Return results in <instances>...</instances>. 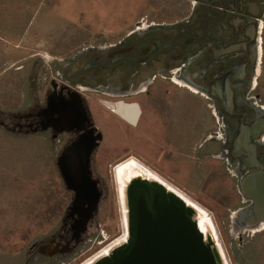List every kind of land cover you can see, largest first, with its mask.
Wrapping results in <instances>:
<instances>
[{
	"label": "rangeland",
	"instance_id": "obj_1",
	"mask_svg": "<svg viewBox=\"0 0 264 264\" xmlns=\"http://www.w3.org/2000/svg\"><path fill=\"white\" fill-rule=\"evenodd\" d=\"M151 4L150 0H0V264H83L116 243L124 230L114 168L129 157L144 166L146 158L165 164L185 161L186 166H180L184 168L181 175L188 182L192 179L189 183L195 186L198 205L213 221L225 255L233 249L232 257L237 256L234 248L238 245L233 239L242 226L233 208L238 197L226 165L212 158L219 151L213 132H218L220 122L211 116L204 98L177 86H170L169 90L175 93L173 102L179 104L174 106L175 115L181 108V125L165 127L163 134L156 118L148 113L143 116L141 133L134 134L130 124L123 126L118 116L110 114L109 110L115 109L113 100L90 90L85 92L94 125L102 135V152L93 164L104 186L92 231V237L97 238L88 239L66 255L47 256L36 250L55 234L68 195L54 170L57 141L48 133L14 131L16 118L42 101L48 82L55 81V72L63 73V61L80 55L81 49L99 44L101 37L109 41L114 35L122 37L124 29L143 26L146 20H172L166 15L148 14L139 21L140 25H128L137 7L162 14V4ZM82 23L96 28L83 29ZM99 23L104 29L98 28ZM260 61L253 91L258 104L264 107V28ZM161 85L155 90L162 91ZM182 92L184 95L180 96ZM103 113L112 122L108 118L102 120ZM210 136L215 139L203 142ZM58 140L62 142V138ZM206 152L213 159V167L206 168L205 160L199 158ZM206 161L211 162L209 158ZM60 198L61 202H55ZM55 203L59 204L58 210L50 216ZM263 229L264 226L257 231L244 227L240 230L244 233L240 239L260 243L257 256L252 257V261L261 257L259 264H264V232L260 233ZM255 233L260 234L249 236ZM229 263L233 264L232 260Z\"/></svg>",
	"mask_w": 264,
	"mask_h": 264
},
{
	"label": "flooded vegetation",
	"instance_id": "obj_2",
	"mask_svg": "<svg viewBox=\"0 0 264 264\" xmlns=\"http://www.w3.org/2000/svg\"><path fill=\"white\" fill-rule=\"evenodd\" d=\"M184 2L185 13L177 21L146 20L143 26L127 30L122 37L114 35L110 41L101 37L99 44L62 60L63 73L55 72V81L48 82L42 101L16 118L14 131L48 133L59 144L54 170L68 195V204L60 214L55 234L35 248L40 254L66 255L88 239L97 238L92 237V231L104 186L93 164L102 152V135L94 125L85 92L113 100L115 109H110V114L118 116L121 125L130 124L134 134L143 130L146 113L156 118L163 134L165 127L181 125V108L175 115L178 103L173 102L175 93L169 90L170 86L180 87L173 82L174 77L184 84L181 89L204 98L211 116L220 122L218 132H213L216 139L210 137L219 143L217 157L212 158L223 162L228 177L233 179L238 197L237 222L242 228L252 223L253 204L240 195L239 185L250 174L264 173V107L258 104L253 91L262 56L264 0ZM160 84L162 91L155 90ZM100 117L104 120L109 116L103 113ZM97 134L100 138L93 142ZM76 141L82 146H94L87 160L90 185L85 190L86 202L72 206L74 192L62 180L57 162L63 150ZM93 191L98 200L95 211L89 212L87 201ZM58 207L55 203L50 216ZM239 228L235 231L238 237L233 239L238 245L234 248L237 256L232 257L233 249L227 253L228 264L230 260L233 264H259V259L252 261L258 253L254 250L256 243L240 239L244 233Z\"/></svg>",
	"mask_w": 264,
	"mask_h": 264
},
{
	"label": "water",
	"instance_id": "obj_3",
	"mask_svg": "<svg viewBox=\"0 0 264 264\" xmlns=\"http://www.w3.org/2000/svg\"><path fill=\"white\" fill-rule=\"evenodd\" d=\"M253 126L247 129L251 130ZM98 138L99 134L92 139L93 142ZM93 146L92 143L82 146L80 141L73 142L58 159L62 180L74 192L72 206L86 202L88 192L85 190L90 185L87 160ZM239 193L253 204L250 228L263 224L264 173L255 172L244 177ZM126 195L128 242L102 264H216L195 223L186 215L190 209H186L182 201L162 187L149 184L130 187ZM89 200L87 210L94 212L98 200L95 191Z\"/></svg>",
	"mask_w": 264,
	"mask_h": 264
},
{
	"label": "bare ground",
	"instance_id": "obj_4",
	"mask_svg": "<svg viewBox=\"0 0 264 264\" xmlns=\"http://www.w3.org/2000/svg\"><path fill=\"white\" fill-rule=\"evenodd\" d=\"M173 82L180 87H183L184 85L176 77L173 78ZM191 90L196 91L193 88ZM134 158L129 157L120 164H116V167L114 166V180L117 187L116 190L118 192V204L122 216L124 233L120 236L116 243L105 247L104 250L101 251L103 253L97 255L95 254L96 256H93L89 260L85 261L83 264H99L104 260L110 258V255L113 252H119L126 246L129 239V214L126 194L130 187H134L135 185L139 186L142 184L160 186L167 193L173 195L179 201H182L186 209H190V211H187L186 215L193 223H195L198 231L201 233V237L203 239L204 244L211 250L212 254L214 255L215 263L228 264L223 247L219 241L218 234L215 230L213 221L210 219L204 209L197 203L192 201L190 198L185 196L182 192L162 180L158 175H156L154 172H152L150 169L142 165L139 161ZM262 226L264 225L261 224L260 226H257L255 228L246 229L248 231H250L251 229H256L255 231H257V229H260Z\"/></svg>",
	"mask_w": 264,
	"mask_h": 264
},
{
	"label": "crops",
	"instance_id": "obj_5",
	"mask_svg": "<svg viewBox=\"0 0 264 264\" xmlns=\"http://www.w3.org/2000/svg\"><path fill=\"white\" fill-rule=\"evenodd\" d=\"M150 1L152 4L153 3H156V4L159 3L160 5L162 4L161 5L162 14H159L158 12L153 13L154 11H152L151 9L143 10V7H137L136 8L137 13L135 14V16L132 17V20L129 22L128 25L136 24L138 21H140L143 17L147 16L148 14H153V16H157V17H162L161 15H166V17L172 18L171 21H177L178 19H180V17H183V15L185 13V2H184V0H150ZM161 19H163V18H160L159 20H161ZM81 27L83 29H86V30H89V29L92 30L93 28H96V27H89L88 24L85 25L83 23H82ZM98 28H100L101 30L104 29L103 26H101V23L98 24ZM124 31H127V30L124 29ZM210 137L205 138V140L203 142L209 141L211 139ZM183 144L186 146V142L184 140H183ZM197 148H199V146ZM183 150H185V148ZM203 155H201L199 158L201 160H205L203 163L206 165V168H207V166L209 168L213 167V165H212L213 159L210 158V156H209L210 153L206 152ZM207 158H209L211 160V162L206 161ZM179 162L180 161L175 162L172 160V161H167V163L165 164L162 161L159 162V161H155L154 159H150V158H146L144 160V164L148 169H150L152 172H154L156 175H158L162 180H164L165 182L170 184L172 187H174L177 190H179L180 192H182L185 196H187L188 198L190 197V199L192 201H194L195 203L198 204L199 201L197 200V198H195L196 197L195 186H191V184L189 183L190 180H192V179H190L188 182L187 180L184 179V177H183L184 175H181V172L184 170V168L181 169L180 166H186V163H185V161H181L182 163H179ZM196 164H198V162ZM221 165H222V163L219 166H221ZM229 180H231V179L229 178ZM186 182H188L189 184ZM231 184H232V182H231ZM188 188H190V189L188 190ZM232 189L233 188L231 185V190ZM231 196L233 198V193L230 194V199L232 200ZM238 210L239 209H237V206L235 208H233V211L235 213L239 212ZM263 225H264V223H263ZM248 226L250 228L252 226V223H249ZM263 232H264V229L260 233H263ZM260 233H255L254 235H252V236L249 235V236H251V238H252L256 234H260ZM254 247H255L254 250L259 249L260 243H256L254 245ZM260 259H261V257H260Z\"/></svg>",
	"mask_w": 264,
	"mask_h": 264
},
{
	"label": "trees",
	"instance_id": "obj_6",
	"mask_svg": "<svg viewBox=\"0 0 264 264\" xmlns=\"http://www.w3.org/2000/svg\"><path fill=\"white\" fill-rule=\"evenodd\" d=\"M53 208H51L50 210H52ZM194 233V232H193Z\"/></svg>",
	"mask_w": 264,
	"mask_h": 264
}]
</instances>
